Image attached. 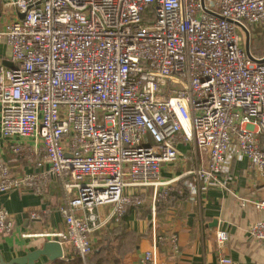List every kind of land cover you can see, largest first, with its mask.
Segmentation results:
<instances>
[{"label": "built area", "instance_id": "1", "mask_svg": "<svg viewBox=\"0 0 264 264\" xmlns=\"http://www.w3.org/2000/svg\"><path fill=\"white\" fill-rule=\"evenodd\" d=\"M0 7L15 12L10 20L0 15V45L13 64L0 61V136L14 163L23 156L39 169L16 176L0 159V200L24 191L47 202L58 183L63 202L51 211L65 229L45 235L51 241L85 260L92 236L144 207L149 189L158 203L184 193L175 185L187 177L185 189L217 188L239 158L264 175V63L248 59L245 45V33L264 34V0H7ZM180 146L195 154V168L164 180L163 166L185 155ZM241 204L264 212V201ZM14 225L0 207V237ZM248 233L264 244V219ZM159 241L140 264H158ZM169 241L178 252L177 236ZM215 242L218 264H233L228 233L219 230Z\"/></svg>", "mask_w": 264, "mask_h": 264}, {"label": "crops", "instance_id": "2", "mask_svg": "<svg viewBox=\"0 0 264 264\" xmlns=\"http://www.w3.org/2000/svg\"><path fill=\"white\" fill-rule=\"evenodd\" d=\"M6 1L0 0V3L5 4ZM14 13L13 9L3 12L0 7V15L9 20L15 17ZM257 33L252 39L264 48V34ZM9 53L0 54V61L6 57L9 59ZM260 144L264 149V135L260 138ZM179 148L185 155L177 164L163 166L164 180L177 181L195 168V154L187 146ZM0 159L12 165L11 171L16 176L39 171L31 167L23 156L14 163V155L1 136ZM230 170L222 179L223 185L217 188L202 187L191 191L184 186L190 178L182 179V186L178 187L181 181L175 186L181 191L184 189V193L158 203L153 202V190L149 189L144 209L130 210L125 214L121 228L111 221L105 229L95 233L91 238L92 253L81 260L84 264H140L158 239H163L158 242V264H218L220 253L215 236L219 230H224L229 235L226 255L233 264H264V244L253 240L248 233L254 222L264 219V212L253 205L241 204V199L264 201V175L251 168L246 158L234 159ZM57 184L51 187L47 202L24 191L10 193L0 200V207L12 215L15 223L10 236L0 237V255L4 264L41 249L44 243L51 241L45 235L65 229L60 215L51 211L63 202V193ZM46 211L51 215L45 217ZM32 213L38 214L41 220H31ZM173 235L177 236L178 252L173 251L169 241ZM63 249L62 260H72L78 255L67 247ZM52 263L46 257H41L35 264Z\"/></svg>", "mask_w": 264, "mask_h": 264}, {"label": "water", "instance_id": "3", "mask_svg": "<svg viewBox=\"0 0 264 264\" xmlns=\"http://www.w3.org/2000/svg\"><path fill=\"white\" fill-rule=\"evenodd\" d=\"M17 15L21 20L24 19V15L17 12ZM246 52L248 59H250L254 63H264V58L262 60H258L253 57L251 53V38L249 35H246ZM64 256V249L63 246L58 242L54 241H47L41 246V249L34 251L32 253H29L23 258L14 259L10 263L5 264H35L41 257H46L50 262H56L62 259ZM0 262L3 263V260L0 255Z\"/></svg>", "mask_w": 264, "mask_h": 264}, {"label": "trees", "instance_id": "4", "mask_svg": "<svg viewBox=\"0 0 264 264\" xmlns=\"http://www.w3.org/2000/svg\"><path fill=\"white\" fill-rule=\"evenodd\" d=\"M256 35H259L258 33L256 34ZM255 39H251V47H252V49H251V52H252V55L254 56V57H257V58H264V53L263 52H261V53H258V51H257V49L256 50H254V45H253V43H255V41H254ZM260 51V50H259ZM182 183H183V181H181L179 184H178V187L180 188L181 186H182ZM177 195H178V193L177 192H172L171 194H170V197H169V199H172L173 197H177ZM144 208L142 207V208H139V209H135V208H129V211L130 210H143ZM129 211L127 212V213H129ZM127 213H126V215H127ZM125 216L121 219V221L118 223V227L119 228H121L122 227V224H124V221H125ZM92 253V251L89 253V255ZM88 255V256H89ZM52 264H84L83 263V261L81 260V258H80V256L79 255H76V257H74L72 260H62V259H60L59 261H56V262H54V263H52Z\"/></svg>", "mask_w": 264, "mask_h": 264}, {"label": "rangeland", "instance_id": "5", "mask_svg": "<svg viewBox=\"0 0 264 264\" xmlns=\"http://www.w3.org/2000/svg\"><path fill=\"white\" fill-rule=\"evenodd\" d=\"M245 39H246V33H245ZM253 45H254V50L257 49L258 53H261V52L264 53V48L262 46H259L256 43H253ZM251 49H252V47H251ZM8 52L9 51H8V49H7V47L5 45H0V54L1 55H6V54H8ZM9 57H10V53H9ZM1 63H2V65H4L7 68H12V66H13V64L10 61V58L8 59V57H6V59L1 61Z\"/></svg>", "mask_w": 264, "mask_h": 264}]
</instances>
